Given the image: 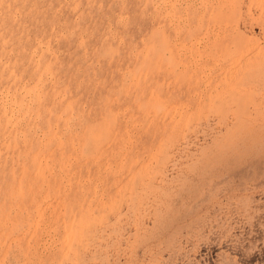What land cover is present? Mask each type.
<instances>
[{"label":"rangeland","instance_id":"374dc122","mask_svg":"<svg viewBox=\"0 0 264 264\" xmlns=\"http://www.w3.org/2000/svg\"><path fill=\"white\" fill-rule=\"evenodd\" d=\"M216 1L0 0V264H264V0Z\"/></svg>","mask_w":264,"mask_h":264},{"label":"bare ground","instance_id":"6f19581e","mask_svg":"<svg viewBox=\"0 0 264 264\" xmlns=\"http://www.w3.org/2000/svg\"><path fill=\"white\" fill-rule=\"evenodd\" d=\"M263 3V1H262ZM206 4V3H205ZM230 4V6H229ZM200 6V5H199ZM198 7V6H197ZM229 8H233V5L230 3V0H218L216 1L215 3V6L211 5L208 7V5H206V7L204 6L203 9H202V15L206 14L208 12V10H210L211 12V16H210V21H208L206 23V27L207 29L209 28H217L219 31H217L218 33L223 32L225 30H227L228 28V24L229 22L231 21V18L232 16L229 15L230 12H229ZM216 10H219L220 12V15L219 16H214L213 15V12L216 11ZM262 10V9H261ZM199 11V10H198ZM217 12V11H216ZM215 12V13H216ZM174 14V13H173ZM175 15V14H174ZM197 16V15H196ZM209 18V17H208ZM264 18V17H263ZM200 20V19H198ZM247 20V19H246ZM245 21V20H244ZM198 22V21H197ZM199 24V23H197ZM246 24V23H245ZM264 29V27H262ZM206 29V28H205ZM234 29V28H233ZM215 32V31H214ZM213 32V33H214ZM208 33V32H207ZM224 33V32H223ZM206 34V33H205ZM210 34V33H209ZM217 34V33H216ZM222 35V34H221ZM174 36V35H173ZM194 36V35H193ZM192 36V37H193ZM213 36V35H212ZM195 38V37H193ZM216 38V36H215ZM216 40V39H215ZM255 40V39H254ZM246 41V39H245ZM257 42V41H256ZM217 43V42H216ZM246 43V42H245ZM211 44V43H210ZM192 45V44H191ZM259 46V45H258ZM257 46V47H258ZM213 49H219V50H226V47L223 46L222 44H217L216 46L214 47H211ZM254 47L253 46H250V47H246V45H244V43L242 44L241 42H234L233 43V46H232V50L234 53H240V52H243L244 50L247 51V50H252ZM255 49V48H254ZM257 52V51H256ZM213 53V52H212ZM251 54V53H250ZM245 56V55H244ZM252 56V55H251ZM250 58V57H249ZM235 59V58H234ZM244 61V60H243ZM264 61V60H263ZM261 63V62H260ZM259 63V64H260ZM261 65V64H260ZM259 65V66H260ZM263 65V64H262ZM261 65V66H262ZM260 66V67H261ZM242 82V81H241ZM244 82V81H243ZM246 82V81H245ZM242 84V83H241ZM241 88V87H240Z\"/></svg>","mask_w":264,"mask_h":264}]
</instances>
